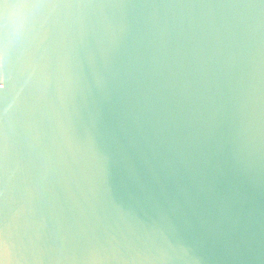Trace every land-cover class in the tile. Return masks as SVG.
Instances as JSON below:
<instances>
[{
    "label": "water",
    "instance_id": "95a60500",
    "mask_svg": "<svg viewBox=\"0 0 264 264\" xmlns=\"http://www.w3.org/2000/svg\"><path fill=\"white\" fill-rule=\"evenodd\" d=\"M0 3L2 264H264V0Z\"/></svg>",
    "mask_w": 264,
    "mask_h": 264
},
{
    "label": "snow or ice",
    "instance_id": "6c2138e0",
    "mask_svg": "<svg viewBox=\"0 0 264 264\" xmlns=\"http://www.w3.org/2000/svg\"><path fill=\"white\" fill-rule=\"evenodd\" d=\"M0 3H4L5 8H7L6 0H0ZM3 244H4V240L2 238H0V248L3 247ZM0 264H2V262H0Z\"/></svg>",
    "mask_w": 264,
    "mask_h": 264
}]
</instances>
